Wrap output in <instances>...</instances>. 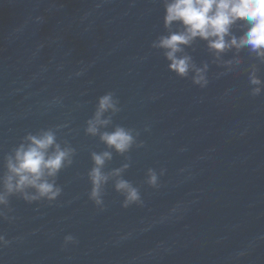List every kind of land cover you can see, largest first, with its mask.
<instances>
[{"label": "water", "instance_id": "1", "mask_svg": "<svg viewBox=\"0 0 264 264\" xmlns=\"http://www.w3.org/2000/svg\"><path fill=\"white\" fill-rule=\"evenodd\" d=\"M163 16V0H0V180L30 133L75 149L56 200L0 205V264H264V91L250 83L264 81V59L197 39L178 55L207 65L201 87L152 46L169 32ZM109 92L119 110L100 132L131 130L123 154L85 131ZM105 151L98 206L88 173ZM118 179L141 201L124 208Z\"/></svg>", "mask_w": 264, "mask_h": 264}, {"label": "clouds", "instance_id": "2", "mask_svg": "<svg viewBox=\"0 0 264 264\" xmlns=\"http://www.w3.org/2000/svg\"><path fill=\"white\" fill-rule=\"evenodd\" d=\"M163 25L169 32L162 35L153 43V47L163 49L169 63V69L178 76H187L193 71V83L205 87L208 83L204 73L207 65L196 68L191 63V57L178 55L185 46H190L200 39L207 43L214 53L221 54L228 49L242 50L247 48L264 59V0H163ZM238 22H243L242 32H234ZM179 25L178 30H171L173 25ZM250 83L256 85L252 95H259L264 91L259 85L264 83L253 72ZM117 101L111 92L101 96L92 119L87 121L86 133L99 134L100 140L117 153L129 151L135 142L131 130L117 126L113 131L100 132L101 127L110 123V119L102 118L108 111L116 112ZM75 149L62 147L57 142L56 134L52 130H41L37 134H28L12 154L5 158L6 175L0 180V205L7 203L8 196L20 193L26 201L47 199L54 201L60 196L62 189L56 186L54 178L66 166L72 164ZM112 153H92L93 167L88 173L91 182L89 198L96 205L101 206V187L107 183L109 177L102 171L105 162L110 160ZM127 167V165H125ZM121 170L116 169L113 175L119 176ZM156 174L149 170V184L155 185ZM34 189V193L27 190ZM115 189L125 196L123 207L127 208L141 201L140 193L129 181L118 179ZM71 235L65 237L71 242ZM4 236L0 235V244H5Z\"/></svg>", "mask_w": 264, "mask_h": 264}]
</instances>
